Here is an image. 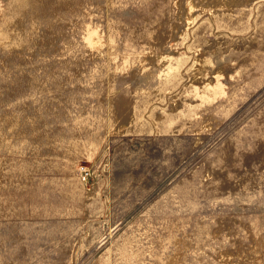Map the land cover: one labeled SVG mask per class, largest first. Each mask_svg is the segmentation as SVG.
Listing matches in <instances>:
<instances>
[{"label":"rangeland","instance_id":"obj_1","mask_svg":"<svg viewBox=\"0 0 264 264\" xmlns=\"http://www.w3.org/2000/svg\"><path fill=\"white\" fill-rule=\"evenodd\" d=\"M0 264H264V0H0Z\"/></svg>","mask_w":264,"mask_h":264}]
</instances>
